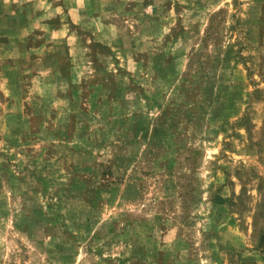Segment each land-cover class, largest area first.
Instances as JSON below:
<instances>
[{
    "label": "rangeland",
    "instance_id": "obj_1",
    "mask_svg": "<svg viewBox=\"0 0 264 264\" xmlns=\"http://www.w3.org/2000/svg\"><path fill=\"white\" fill-rule=\"evenodd\" d=\"M0 264H264V0H0Z\"/></svg>",
    "mask_w": 264,
    "mask_h": 264
}]
</instances>
